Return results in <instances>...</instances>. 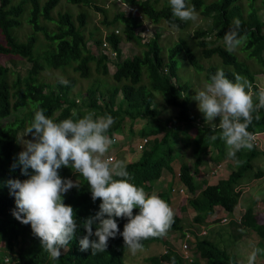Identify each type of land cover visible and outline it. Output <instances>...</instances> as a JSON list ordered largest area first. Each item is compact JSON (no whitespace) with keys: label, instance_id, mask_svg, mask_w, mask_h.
Segmentation results:
<instances>
[{"label":"trees","instance_id":"trees-1","mask_svg":"<svg viewBox=\"0 0 264 264\" xmlns=\"http://www.w3.org/2000/svg\"><path fill=\"white\" fill-rule=\"evenodd\" d=\"M67 1L83 3L106 13V10L97 5L95 0ZM27 2L31 4L27 20L31 32L20 38L18 32L16 35L15 28L21 26L20 16ZM58 2L59 0H45L43 3L39 0H0V33L3 37L0 41V55L18 56L29 64L26 73L23 76L18 75L10 84L7 79L10 68L0 63V179L5 188L4 192L0 191V245L4 243L6 253L11 256L12 262L14 264H126L123 255L127 249L124 248L123 237L119 234L116 238L109 239L108 247L103 253L92 255L90 249L81 251L79 240L87 234L82 226L70 241L68 249L62 252L59 260L51 261L43 251L40 240L32 234L30 224H22L12 215V210L16 207L15 198L10 194L7 182L10 179L27 178L22 175L20 166L13 167L17 159L15 142L18 143L20 131L30 125L34 109L41 108L46 116L57 121L71 117L73 112L77 113V117H82L88 111H94L98 117L111 115L115 123L109 135L114 136V139L124 137L126 132H140L141 137L138 141L147 138L141 150L136 144V149L141 151L139 157L133 161H124L133 184L152 194L153 186L161 177L162 170L166 168L173 173V182L186 186L189 195L185 202L196 212L193 221L203 224L206 233L199 235L193 228L182 230V218L174 214L169 230L181 231V240L187 232L195 238L191 248L192 260L186 262L180 252L166 244L167 252L148 256L147 264H246V262L240 263L226 246L238 242L245 233H256L259 239L253 247L264 249V221L259 222L258 213L253 207L254 202L251 200L252 202L246 205L242 215L237 217L232 215L240 201L242 178L245 173L250 174L255 169L253 160L259 156L264 157V151L256 149L255 146L251 151L241 150L236 154L235 160L229 158L233 163H229L231 171L228 175L215 183L196 178L201 171L200 167L205 166L209 158L215 163L208 170L212 172L217 164L228 157L224 142L219 138L215 141L211 139L212 135H218L217 125L194 124L197 115L190 108L191 99L186 95L188 85L178 82L175 56L185 51L187 61L196 70L205 72L206 81H209L210 76L218 69H223L225 75L233 81H235L234 74L246 77L252 84V92L257 93L255 73L234 52L230 54L224 49L222 39L224 32L238 18L241 21V34L247 33L249 37L242 49L247 51L248 57H254L262 63L264 74V20L259 14V9H264V0L259 4L256 0H247L246 6L241 0H187L189 6H195L197 13L209 20L205 28L195 29L193 35L202 58L210 59L214 56L219 58L220 64L208 66L201 63L196 48L191 47L184 37H180L168 48L167 61H164L161 54L159 34L152 33L149 39H143L148 34L144 32L143 23L149 24L148 20L154 25L164 21L169 27L179 30H184L189 25V22L173 18L168 0H165L160 7L156 5L157 0H120L121 9L114 13L111 21L104 16L103 23L120 22L122 31L110 30L104 38H95L97 55L89 48L83 32L86 13L79 12L76 16L66 11L59 13L57 23H52L53 27L49 28L48 23L52 20L51 11ZM124 5L127 8H124ZM131 8L133 10H130ZM173 24L178 27H173ZM38 33L44 35L47 45L42 47L39 41V53H35V45L39 40ZM124 39L142 45L145 49L143 47L141 52L120 59L122 51L120 43ZM109 53L116 57L115 68L111 74L112 84L100 86L97 82L87 87L86 96L81 98L79 104L78 98L71 95L77 84V75L84 79L90 78L93 72L107 75ZM43 60L51 68L63 70L71 68L77 75L73 73L69 76L66 80L67 84L60 83V80L54 83L40 82L38 75L45 68ZM119 92L122 96L115 104V97ZM104 94L108 96L107 99L104 98ZM157 96H161L167 105L176 108V113L161 120L158 116L160 110ZM254 101L258 103V99L255 98ZM26 107L28 111L25 115L15 116L10 120L12 115H17L18 111ZM253 115V121L247 129L252 134L264 130V108ZM256 115L259 119L255 118ZM127 119L128 126L124 128ZM137 119L145 120V124L135 131L134 123ZM150 119L156 121V124H149ZM193 127L194 131L191 132ZM170 136L174 140H170ZM189 148L193 156V167L189 164L186 154H183ZM20 151L19 148L18 153ZM237 160L240 163H237ZM177 163L179 166L175 169L174 165ZM59 172L61 177L74 179L81 184L79 188L73 187L65 194L64 203L73 207L77 223L82 225L83 220L95 216L99 211L100 200L92 201L87 181L74 174L70 167H62ZM256 175L263 177V169L258 168ZM171 184L172 182L157 193L169 206L172 203V189L176 187L174 183ZM215 206L224 208L229 213V217L231 216L226 218V222H223L222 218H218L217 221L221 223L234 221L230 227L233 234H236L235 238L223 239L221 236L214 241L208 237L207 218L213 214ZM182 209H185V206ZM138 211V208L134 209V214ZM117 221L122 232L127 221L120 218H117ZM97 224L98 221L93 223V231ZM162 238L163 236L149 238L142 243L146 247L151 242L162 241ZM257 257L258 262L264 264V254ZM0 264H4L2 257Z\"/></svg>","mask_w":264,"mask_h":264},{"label":"clouds","instance_id":"clouds-1","mask_svg":"<svg viewBox=\"0 0 264 264\" xmlns=\"http://www.w3.org/2000/svg\"><path fill=\"white\" fill-rule=\"evenodd\" d=\"M168 3L174 19L198 21L195 6H189L187 0H168ZM123 7L127 8L126 5ZM143 25L144 32L149 34L151 25ZM173 27L178 25L173 24ZM248 39L247 33L241 34V21L237 18L224 32L222 45L231 54ZM234 75L235 81L230 80L223 69H218L192 97L205 121L219 118L218 135H212L211 139L222 140L227 157L233 160L241 150L253 149L255 137L247 129L253 114L264 108V88L254 93L246 77ZM60 83L67 84V81L60 79ZM73 117H77L76 112L57 121L46 116L43 109H34L30 125L18 140L23 148L13 164V167L20 166L22 175L27 178L7 182L10 194L15 198L12 215L22 224H30L32 234L40 240L51 261L59 260L61 249H68L81 226L87 233L79 240L81 251L90 249L92 255L103 253L109 239L119 234L123 237L124 248L135 254L143 249L142 241L167 234L174 211L157 194H148L133 184L123 160L108 156L116 142L114 136L109 135L115 123L111 115L98 117L94 111H88L82 117ZM255 118L259 119V116ZM28 134L31 139H24ZM62 167H70L74 174L83 177L92 201L100 200L99 211L83 220L82 225L77 223L73 207L64 203L65 194L81 184L61 177L59 170ZM183 186L185 192L182 193H186V186ZM136 208L139 211L134 214ZM117 218L127 221L122 232ZM96 221L98 224L93 231L92 225ZM260 254H264V249L253 247L246 264H255Z\"/></svg>","mask_w":264,"mask_h":264},{"label":"rangeland","instance_id":"rangeland-1","mask_svg":"<svg viewBox=\"0 0 264 264\" xmlns=\"http://www.w3.org/2000/svg\"><path fill=\"white\" fill-rule=\"evenodd\" d=\"M40 2H44L45 0H39ZM94 1V0H91ZM96 4L101 6L106 10V13L104 14L102 11L96 10L92 6L85 5L83 3H72L67 0H59L57 5L53 8L51 11L52 20L51 23H48L49 28L53 27V24L57 23L58 15L62 12H69L76 16L79 12L86 13V20H85V26H84V34L88 40V46L91 49L92 52L97 55L98 48L94 45V39L95 38H104L105 35L111 30H119V32L122 31V25L120 22H116L115 24H104V16L107 17L109 21L113 19V15L115 12L121 9L122 4L119 3L120 0H95ZM165 0H157L156 5L160 7ZM206 1V0H205ZM243 4L246 6L247 0H241ZM261 0H256V3L259 4ZM119 3V4H118ZM125 3V2H124ZM117 4V5H116ZM127 4V3H125ZM31 10V4L30 2H27L25 5V10L23 14L20 16L21 20V26L15 28V33L18 32L20 35V38H24L26 33L29 31L31 32V28L29 25H27V20L30 15ZM259 14L261 18L264 20V9H259ZM199 19L197 22H191L189 21V25L184 30H179L177 28L169 27L166 22L161 21L158 25H154V23L149 22L151 25V32L143 38L144 40L149 39L148 37H151L152 33L159 34V43L162 47L161 54L164 58V61H167V52L168 48L172 46L175 42L179 40L180 37H184L186 39V42L191 46L196 48L197 50V56L199 57L201 63H203L205 66H208L210 64H220L219 58L217 56H214L210 59H204L200 55V50L197 49V46L195 44V40L193 38L195 29L199 27H206V23L209 22V20L204 19L199 13H198ZM53 23V24H52ZM147 23V22H146ZM139 29H141L139 27ZM17 35V33H16ZM37 35V34H36ZM2 35L0 33V41L2 40ZM19 38V37H18ZM39 40L36 42L35 45V53H39V41L41 42V46H46V39L42 33H38ZM242 46H240L234 53L237 55V57L240 60H243L246 62V64L249 66V68L255 73V84L257 85V93L260 90V88H264V74L262 73V63L254 58V57H248L247 51H244L242 49ZM121 47V57H130L133 56L136 53H139L142 51L143 47L142 45H138L135 42H130L127 40H123L120 43ZM102 48V47H101ZM145 49V47H144ZM108 49H106L107 51ZM43 53V52H42ZM45 54V53H44ZM43 54V56H44ZM109 62H108V68L109 73L107 75H98L95 72H93L92 76L90 78H81L76 73L73 72L71 68L66 69H54L49 67L45 61L43 60L45 64V68L39 73L38 79L41 80L40 82L45 83H54L56 80L64 79L67 80L69 76H71L73 73L77 75V84L75 88L72 90L71 95L73 97H77V102L80 104L81 98H84L86 96V88L89 86H92L99 82L100 86L101 84H106L107 86L112 84L113 79L111 77V74L114 71L115 68V61L116 57L115 55L109 53ZM42 56V57H43ZM176 62H177V76H178V82L179 83H186L189 87L188 94L186 92V95L188 98L191 99L190 108L196 112L197 119L195 121L196 126H200L202 124H213L217 125L219 122V118L217 117L214 121H205L204 115L198 110L197 108V102L192 99V97L195 94V91L200 89L205 82V72L196 70L188 61L186 58L185 51H181L177 53L175 56ZM0 63L7 65L10 68L9 75L7 76V79L10 84H12L13 81H15L16 77L23 76L26 73L27 68L29 67V64L24 60L21 59L18 56H12V55H0ZM99 80V81H98ZM81 91V92H80ZM252 91V89H251ZM80 96V97H79ZM122 94L119 92L115 97V104H117L120 101ZM107 95L104 94V98L107 99ZM256 97H254L255 99ZM158 104H159V114L161 120H164V118H168L171 115H174L176 113V108L167 105L161 96H157ZM28 111V108H24L21 111L17 112V115H12L10 117V120H13L15 116L22 117L25 115ZM145 124V120H135L134 123V129L137 131V128L139 126H143ZM149 124L155 125L156 121L153 119L149 120ZM128 126V119L125 121L124 128H127ZM26 129H23L18 134V140L21 136H23L26 132ZM194 131V127L191 129V132ZM119 133L117 134V136ZM124 137H119L118 140L115 139V143L111 146L108 156H111L114 159H119L123 161H133L138 158L141 151L136 149V144L141 137L140 132L135 133H128L126 132L124 134ZM24 139H31V136L28 134L24 136ZM170 140H174L172 136L169 138ZM19 145V146H18ZM179 145V144H178ZM19 148L22 150L23 145L20 142H15V155L17 156ZM186 154V158L193 167V156L191 155V150L186 149L183 154ZM181 159L183 156L180 157ZM179 158V159H180ZM185 158V157H184ZM223 161H227V164L229 163L230 159L227 158ZM253 161H255V169H253L250 174L245 173V175L242 178V185H241V192H240V208L246 206L247 204L254 202V209L255 212L258 213V216L261 221H264V176L257 177L256 172L258 168L263 169L264 172V157L259 156V158H255ZM215 163L213 160L209 158V161H207V164L205 166L200 167V173L196 175V178L198 180H206L208 183H213L218 181L219 179L227 176V174L231 171L230 165L228 166L226 164L224 170L221 173H218L215 176H212L210 173L208 175L207 172L209 168L214 165ZM257 165V166H256ZM171 172L170 170L164 168L163 174H166ZM172 173V172H171ZM173 174V173H172ZM1 180V179H0ZM75 181L74 179H71ZM5 182V181H4ZM4 185L3 181H0V186ZM4 187H0V191L4 192ZM187 190V188H186ZM180 192H185V187L183 185L176 186L173 190V200L171 201V208L174 211L175 215H178L182 217V230L193 228L195 231L200 232L201 230H205L203 228V224L194 222L192 219V213L191 211H188L187 209H182V207H187L185 198H178V194ZM252 200V201H251ZM185 203V205H183ZM240 208L238 209L240 211ZM242 210V209H241ZM238 211V213H239ZM243 211V210H242ZM240 214V213H239ZM216 219V220H215ZM209 230L207 232L209 238H215L211 233L210 230L218 227L227 228L226 223H221L220 221H217V218H213L212 216L208 217L207 219ZM207 222L205 224H207ZM211 226V227H210ZM206 234V235H207ZM215 234V232H214ZM224 234V233H223ZM181 231H172L168 230L167 234L163 236L162 241H154L148 244V246L143 247L141 251L136 252L135 254H132L128 250L124 252V261L126 264H147L146 258L152 254H161L167 252V246L168 244L171 248H174L176 251L180 250V240H181ZM226 236L232 237L230 234H225ZM219 235L216 234V237ZM223 238V235H222ZM259 237L256 233L250 234L245 233L242 238L238 239V242H236L233 245H227L226 248L229 251L233 252H239L241 253V256H239L240 259L245 260L247 262V256L252 251L253 246L255 243H257V240ZM20 244V241H19ZM226 245V244H225ZM18 248V247H17ZM64 250V249H63ZM0 257L3 258L4 264H14L12 262L11 256L6 253L4 243H1L0 245ZM255 264H261L256 259ZM263 264V263H262Z\"/></svg>","mask_w":264,"mask_h":264},{"label":"crops","instance_id":"crops-1","mask_svg":"<svg viewBox=\"0 0 264 264\" xmlns=\"http://www.w3.org/2000/svg\"><path fill=\"white\" fill-rule=\"evenodd\" d=\"M139 157V156H138ZM136 160V159H135ZM126 162H128V161H126ZM229 163L230 164H232L233 162L230 160L229 161ZM229 163L227 164V161H221L219 164L221 165V167L216 171V173L215 174H211V171H208V173L206 174V175H208L209 173L212 175V176H215V175H217L218 173H221L223 170H224V168H225V166H226V164L229 166ZM179 166V163H177V164H175L174 165V168L175 169H177V167ZM164 172H163V170H162V174H161V177L158 179V181L156 182V184L153 186V189H152V192L153 193H155V194H157L162 188H166L167 186H169V184H170V182H172V184L174 183L175 184V186H179L180 184H178V183H176V181L175 182H173L172 181V176H173V174L171 173V172H169L168 171V173H166V174H163ZM228 175V174H227ZM226 177V176H225ZM217 182V181H216ZM213 183H215V182H213ZM171 184V185H172ZM174 187V186H173ZM187 195H189L188 194V191L186 192V193H182V194H178V198H185L186 199V197H187ZM174 196L172 195V197H171V201L173 200L172 198H173ZM240 203V202H239ZM238 203V205L236 206V208L234 209V211L232 212V215L234 216V217H237V216H240V215H242L243 214V212H244V210H245V207L246 206H244V207H241L240 208V204ZM172 204V203H171ZM188 205V204H187ZM240 208V211L238 210ZM185 209H187L188 211H191V213H192V219H193V217H194V215L196 214V212L188 205L187 207H185ZM243 211H242V210ZM184 210V209H183ZM238 211H239V213H238ZM210 216H212L213 218H227V217H229V213L224 209V208H222V207H220V206H215V208H214V212H213V214L212 215H210ZM210 216H208V217H210ZM231 217V216H230ZM229 217V218H230ZM182 218V217H181ZM259 218V217H258ZM208 219V218H207ZM232 222H234V221H230V222H228V223H226V225H227V228H221V227H216V228H214V229H212V230H210V233L215 237V238H212V240H218L222 235H223V239L224 238H235V236H236V234H233V231H232V229H231V225H232ZM259 222H263V221H261L260 220V218H259ZM214 232H215V234H214ZM224 233V234H223ZM216 234L217 235H219L218 237H216ZM225 234H231L232 235V237H229V236H226ZM209 235V234H208ZM211 239V238H210ZM65 250H63V249H61V252H64ZM229 252H231V253H233L234 255H235V257H236V259L240 262V263H244L245 262V260H243V259H240L239 258V256H241V253H239V252H233V251H229ZM258 258V257H257Z\"/></svg>","mask_w":264,"mask_h":264},{"label":"built area","instance_id":"built-area-1","mask_svg":"<svg viewBox=\"0 0 264 264\" xmlns=\"http://www.w3.org/2000/svg\"><path fill=\"white\" fill-rule=\"evenodd\" d=\"M132 10V8L130 9ZM148 30V28H147ZM254 137H255V141H254V146L256 149L260 150V151H264V130L260 131V132H256L253 134ZM147 142V138H142L138 141L137 143V148L139 150H141L145 143ZM221 165L218 164L216 167H215V170H213L211 172V174H215L217 169L220 168ZM181 193V192H180ZM222 221L223 222H226L227 219L224 217L222 218ZM206 233V229L205 230H201L200 232H198L199 235H204ZM195 238L193 237V235L190 233V232H187L184 236V238L180 241V250L179 251L184 259L186 260V262H190L192 260V251H191V248H193L192 246L194 245L195 243Z\"/></svg>","mask_w":264,"mask_h":264}]
</instances>
